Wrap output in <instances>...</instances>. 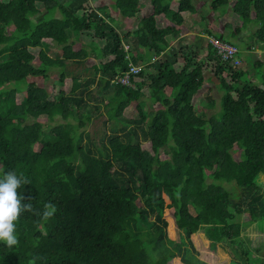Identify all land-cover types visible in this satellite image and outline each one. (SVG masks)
Listing matches in <instances>:
<instances>
[{
	"label": "trees",
	"instance_id": "16d2710c",
	"mask_svg": "<svg viewBox=\"0 0 264 264\" xmlns=\"http://www.w3.org/2000/svg\"><path fill=\"white\" fill-rule=\"evenodd\" d=\"M110 2L92 9L89 0H0V264H263L264 234L251 224L264 218L263 63L254 65L258 84L242 82L249 73L206 39L205 62L200 49L181 48V67L179 55L170 57L154 63L156 73L133 76L131 87L114 84L130 63L168 56V38L197 11L193 0H117L132 21L122 35L102 14ZM232 2L229 37L253 24L264 43V0H209L214 12ZM55 44L59 59L46 50ZM212 64L222 115L205 118L216 106L205 97ZM55 68L58 93L30 81ZM96 85L100 98L89 90ZM88 99L114 123L100 155L86 130ZM133 104L139 117L124 123ZM42 117L60 120L49 138ZM168 146L172 158L162 159ZM220 181L243 189L239 200ZM150 217L161 230L155 240L143 234Z\"/></svg>",
	"mask_w": 264,
	"mask_h": 264
},
{
	"label": "rangeland",
	"instance_id": "374dc122",
	"mask_svg": "<svg viewBox=\"0 0 264 264\" xmlns=\"http://www.w3.org/2000/svg\"><path fill=\"white\" fill-rule=\"evenodd\" d=\"M108 0H89V3L87 4L90 8H97L98 6L104 7ZM117 0H112L110 2V6H107L108 8H105L103 11V16L108 20L109 24L113 25L119 32L120 34L124 35L127 31V29L132 25V21L124 17L116 8ZM176 2V1H175ZM207 2V3H206ZM193 4L196 6V11L194 14H189L186 17V21L184 23V26L182 28V32H189V29L196 26H201V30L199 32H195L193 37H186V40L183 42L182 47L179 48L175 45V48L170 50L168 52V56L166 55L165 58H156L155 61L150 58L149 60L146 61L145 66H144V72L153 74L156 73L157 68L154 67V63H157L158 61H161L165 63L166 61H170V57L172 58V61H174V57L178 56L177 62H176V67H181L183 64V59L180 56V50L181 48L184 49H200L204 47L206 43V38L203 36H210L209 31L212 32L213 35H219L224 34L227 37L230 35V31L228 32L224 27H223V22L229 17L230 14H232V6L234 5V2L230 4V6H225L218 12H214L211 7L210 3L208 0H193ZM42 18V16L36 17V20L39 21ZM255 26L253 24L248 25L246 30L237 38L233 39L229 37L228 39H231L234 45H236L240 52L237 56V60L241 63L238 66L239 71H244L248 72L249 75L247 74L245 78H243L242 82H246L248 80L253 81L255 84H258V81L255 82V80H258V77L260 74L257 73L254 65L255 63H263L264 65V43L257 42L252 33L254 30ZM195 30V29H194ZM172 37H169L168 39H171ZM195 39H200L203 38L202 40L198 39V44H196ZM73 41L75 38L72 39ZM209 41V40H208ZM82 46H84L83 43L78 42L75 46L76 49H80ZM250 46V47H249ZM125 47H129V43L125 45ZM250 48V49H249ZM47 53L54 59H59L63 55V50L62 46H59L55 44L51 48H47ZM250 50V51H249ZM91 59H94L95 61L97 60V53L93 56L91 54ZM99 56V55H98ZM149 57V56H148ZM208 57V52L206 51V48L201 50V57L200 61L205 62L207 61ZM68 67H70L71 62L66 61L65 62ZM151 63V64H150ZM141 64V63H140ZM143 62L141 65H144ZM215 65L212 64L210 70L206 74V88H207V93L205 95L207 101L210 99H215L216 101V106L213 109L208 110L207 112L202 115L205 118H210L211 116L217 115V117H220L222 115V96L223 93L219 90V81L215 77L213 73ZM260 73H264V67L262 70L259 71ZM77 71H74L72 74H76ZM60 74H61V69L55 68L50 71L49 77L47 79L43 78H30L31 82H35L39 87H43L46 90H48L50 93L55 91L58 93L60 90H62V85L59 82L60 79ZM79 74H83V70L79 71ZM82 75V76H83ZM10 88L9 85H4L2 89H8ZM89 90L94 94L95 97L100 98L98 92H97V85L96 86H90ZM102 103H94L90 99L87 100V108L84 109L86 112L92 115L93 123L89 124L86 127V130L89 133H92V137L94 138V145L95 147L99 150L97 152V155H100V151L105 150V146L108 145V137L112 134L113 128H114V123L112 124L111 122L109 124H105V122L109 121L108 118V113L103 107V105H99ZM99 105V111H95L96 106ZM143 109L146 112L151 111L152 106L151 102L147 101L143 103ZM101 115H103L101 117ZM139 117V113L136 108V104H133L130 106L124 114L123 117V122H128L131 119H137ZM41 123L44 124L45 127V132L47 133V137L49 138L51 136V128L57 124L60 120L59 118H56L55 121H50L46 117H42L40 119ZM27 124L33 123V120L31 118H27L25 120ZM122 126V124H119L118 127ZM104 133H106L107 136H105V139L102 141L104 138ZM36 149H39V145L36 146ZM235 158L237 159L238 156L235 155ZM161 158L162 159H171L172 158V148L171 147H166L163 150H161ZM217 184L221 185L225 190H228L231 192L234 200H239L242 190L239 188L237 185L234 183H227V182H217ZM141 203V202H139ZM191 212L195 214L194 210L191 208ZM148 224H143V234L145 235L146 239H151L155 240L158 239L161 230L157 229V226L155 225V218L150 217L149 220L147 221ZM251 224H255L259 230L264 234V218L259 219L256 222H253ZM247 224V225H251ZM242 241L241 244L237 245L238 249L244 251V249H247L249 247V242L247 238H242L240 239ZM150 243L148 241L146 242V246L150 248ZM257 254V253H256ZM255 254V256H256ZM258 255V254H257ZM259 256L262 258V263L264 264V249L259 253Z\"/></svg>",
	"mask_w": 264,
	"mask_h": 264
},
{
	"label": "built area",
	"instance_id": "2783aa9c",
	"mask_svg": "<svg viewBox=\"0 0 264 264\" xmlns=\"http://www.w3.org/2000/svg\"><path fill=\"white\" fill-rule=\"evenodd\" d=\"M209 42L212 45V47L214 48L217 56L221 57V59L225 62H230L233 61L235 62L236 65H240L241 63L237 60V56L239 54V49L234 46L231 45L229 43H225L222 42L220 40H218L216 37H210L209 38ZM125 50L129 52V47H125ZM128 58H130V56H128ZM156 58H154L153 60L155 61ZM144 65H135L133 63H130V69L129 71L121 77H116L113 80L114 84L117 85H123V86H129L131 87L132 81L131 78L133 76H138L139 74H141V72L144 69Z\"/></svg>",
	"mask_w": 264,
	"mask_h": 264
},
{
	"label": "crops",
	"instance_id": "0c3cea01",
	"mask_svg": "<svg viewBox=\"0 0 264 264\" xmlns=\"http://www.w3.org/2000/svg\"><path fill=\"white\" fill-rule=\"evenodd\" d=\"M208 2H209V0H208ZM207 3V2H206ZM195 29V30H194ZM199 30H201V26H194V27H192V28H190L189 29V32H182V34L179 36V37H177V38H174V37H172L171 39H169V42H170V45H171V48L170 49H172L175 45L176 46H180V44H181V42L182 41H184V39L186 38V37H193L195 34H193L194 33V31L195 32H199ZM256 30V28H254V30H253V32ZM226 32V31H225ZM225 32H224V34H225ZM196 36V35H195ZM203 37H205L206 39H207V41L209 40V36H203ZM194 41H196V39L194 38ZM250 47V46H249ZM250 49V48H249ZM206 51H207V49H206ZM250 51V50H249Z\"/></svg>",
	"mask_w": 264,
	"mask_h": 264
}]
</instances>
